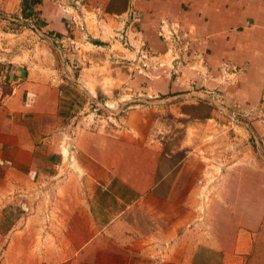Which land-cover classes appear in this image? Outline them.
I'll return each instance as SVG.
<instances>
[{"label":"crops","instance_id":"0c3cea01","mask_svg":"<svg viewBox=\"0 0 264 264\" xmlns=\"http://www.w3.org/2000/svg\"><path fill=\"white\" fill-rule=\"evenodd\" d=\"M84 2L81 33L52 0L27 16L0 0V264H242L264 229V0ZM163 20L191 41L189 65L173 63ZM66 86L137 103L87 129L61 118Z\"/></svg>","mask_w":264,"mask_h":264},{"label":"rangeland","instance_id":"374dc122","mask_svg":"<svg viewBox=\"0 0 264 264\" xmlns=\"http://www.w3.org/2000/svg\"><path fill=\"white\" fill-rule=\"evenodd\" d=\"M87 50V49H85ZM86 52V51H84ZM69 70V69H66ZM72 73H75V69H71ZM66 98L63 99V103L61 102L62 108L60 111V115L63 121L71 120V121H79L83 122V125L87 129H91L93 126L97 125L98 123L104 124L107 126L108 122H111V124H114V122H117L116 120L124 114L126 109L131 108L134 106L137 102L128 101V103H120L119 106L111 107L109 108L102 102L103 100H95L91 99L87 96L86 93L82 91H76L75 88H72L70 86H66ZM124 110V111H123ZM246 112H241V114L238 117V120L242 122L243 124H248L253 116L252 112L245 109ZM168 120L173 122L176 120V117L169 115ZM173 124V123H172ZM166 130H164L165 132ZM182 129H172L169 130L170 134H167V137L170 136V140L166 143L164 152L169 153L172 157H169L168 167L169 169L175 170L177 169V163L183 159L185 156V150L178 149L177 148V141L182 135ZM172 132V134H171ZM166 135V134H165ZM260 140L261 137H258ZM264 145H258V147H254L255 154L257 155L258 159L264 166ZM212 179V178H211ZM215 183L211 182L210 185L207 187V190H212V186L214 184H217L216 180ZM210 193L205 194L203 197V207L202 204L199 205V209H197V214L200 216H207L210 210L209 204H210ZM226 200H229V193H225L223 195ZM233 198L234 197H230ZM229 202V201H227ZM202 207V208H201ZM217 210V208H216ZM234 209L229 210H222L221 216L226 218L224 219V223L221 228V233H225L227 230H230V226L228 221L230 218H232V214H234ZM224 242V240H222ZM230 244V241H227V246ZM230 248V247H229ZM228 248V249H229ZM246 254L244 256L242 264H264V229L260 233V239L256 238L252 242H250L248 250H246ZM234 259V258H233ZM233 264L235 263V260H232ZM238 264L240 263V260H236ZM209 264H219L220 259L219 258H209L208 260Z\"/></svg>","mask_w":264,"mask_h":264},{"label":"built area","instance_id":"2783aa9c","mask_svg":"<svg viewBox=\"0 0 264 264\" xmlns=\"http://www.w3.org/2000/svg\"><path fill=\"white\" fill-rule=\"evenodd\" d=\"M52 1L62 11L68 28L84 33L87 19L86 12L84 11V0ZM158 34L165 42L167 46V52L176 66H187L190 64L188 57L195 55L191 41L183 37V35L178 32L177 27H173L172 24L163 20L159 24ZM122 40L123 43H125V37H122ZM56 42H67L68 44L75 46L73 39L70 37H66L63 40H56ZM224 70H226V68H224ZM240 114L241 113L237 115L239 116ZM252 141L254 147H258V145H264V137H261L259 140L257 137L253 136Z\"/></svg>","mask_w":264,"mask_h":264},{"label":"trees","instance_id":"16d2710c","mask_svg":"<svg viewBox=\"0 0 264 264\" xmlns=\"http://www.w3.org/2000/svg\"><path fill=\"white\" fill-rule=\"evenodd\" d=\"M40 0H23V7L22 13L23 16H27L28 12L30 11V6L34 3H38Z\"/></svg>","mask_w":264,"mask_h":264}]
</instances>
